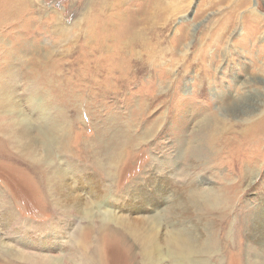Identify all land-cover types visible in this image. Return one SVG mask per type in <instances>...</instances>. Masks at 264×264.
Instances as JSON below:
<instances>
[{
	"label": "rangeland",
	"instance_id": "374dc122",
	"mask_svg": "<svg viewBox=\"0 0 264 264\" xmlns=\"http://www.w3.org/2000/svg\"><path fill=\"white\" fill-rule=\"evenodd\" d=\"M0 264H264V0H0Z\"/></svg>",
	"mask_w": 264,
	"mask_h": 264
},
{
	"label": "bare ground",
	"instance_id": "6f19581e",
	"mask_svg": "<svg viewBox=\"0 0 264 264\" xmlns=\"http://www.w3.org/2000/svg\"><path fill=\"white\" fill-rule=\"evenodd\" d=\"M156 1V0H155ZM31 2V1H30ZM11 3V2H10ZM14 3H15V1H14ZM14 3H13V6H14ZM17 3V2H16ZM22 3V2H21ZM18 5V4H17ZM11 7V6H10ZM12 8V7H11ZM255 10H253V12H256L257 11V8H254ZM10 10V9H9ZM155 18V17H154ZM113 27L115 26V24L114 25H112ZM141 28V27H140ZM123 30H125V29H123ZM113 33V32H112ZM119 34V33H118ZM117 35V34H116ZM126 37H130V36H126ZM136 38H140V36L139 35H137L136 33H135V36L133 37V41L134 42H136ZM127 42V41H126ZM128 43H130V42H128ZM126 45V44H125ZM123 48V47H122ZM130 48H133V50H128L130 53H131V55H133L134 54V50H135V47H130ZM157 48V47H156ZM153 50V49H152ZM150 53V52H149ZM154 53V52H153ZM157 53V52H156ZM161 56V55H160ZM151 58V57H150ZM158 58V57H157ZM162 58V57H161ZM163 59V58H162ZM154 60V59H153ZM152 60V61H153ZM115 63V62H114ZM120 63V62H119ZM116 64V63H115ZM152 64V63H151ZM123 66V65H122ZM124 67V66H123ZM134 68V67H133ZM228 112H229V114L230 113H233V114H236V113H238L237 112V108L235 107V108H233L232 110H230L229 111V109H228ZM249 113H247V114H243V115H248ZM236 115H238V114H236ZM240 115V114H239ZM242 115V114H241ZM12 133V132H11ZM213 140V139H212ZM214 142V141H213ZM211 144V143H210Z\"/></svg>",
	"mask_w": 264,
	"mask_h": 264
}]
</instances>
